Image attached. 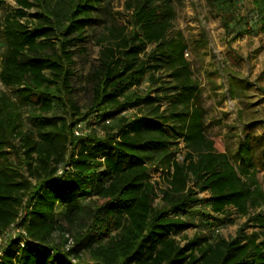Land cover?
I'll return each instance as SVG.
<instances>
[{
    "label": "trees",
    "instance_id": "1",
    "mask_svg": "<svg viewBox=\"0 0 264 264\" xmlns=\"http://www.w3.org/2000/svg\"><path fill=\"white\" fill-rule=\"evenodd\" d=\"M14 1L8 10L0 0V83L9 89L0 93V237L18 233L0 246V264H264V238L243 231L264 228L261 211L250 215L264 204L255 178L264 149L247 134L232 159L214 150L169 2L126 0V22L93 33L99 50L81 113L72 46L100 22L105 0ZM236 1L211 0L226 36L241 19ZM250 2L264 31V0ZM82 122L89 132L76 136ZM230 209L246 217L234 237L175 239L197 215L224 226L212 216Z\"/></svg>",
    "mask_w": 264,
    "mask_h": 264
},
{
    "label": "rangeland",
    "instance_id": "2",
    "mask_svg": "<svg viewBox=\"0 0 264 264\" xmlns=\"http://www.w3.org/2000/svg\"><path fill=\"white\" fill-rule=\"evenodd\" d=\"M168 1L174 11L173 30L180 31L187 41L188 49L185 57L190 62L193 77L199 84L198 103L205 109V135L213 143L215 151L225 152L232 159L239 143L248 134L254 140L256 153L264 149V31L260 28L257 11L250 0H237L236 13L241 17L230 24V34L226 36L223 21L211 0H157ZM126 0H105L99 14L100 22L85 29L84 42H76L74 50V76L71 80V97L81 113H84L89 101V86L85 74L89 67L96 62L99 45L95 35L104 31V26L111 25L114 20L123 24L128 18L125 10ZM6 8L16 7L14 0H5ZM34 9L30 11L33 13ZM2 12H0V16ZM95 33V35H93ZM234 37V39H232ZM145 85L141 87L144 90ZM9 91L0 83V93ZM68 110L67 108H64ZM64 109L59 113L64 114ZM132 112H128L130 114ZM133 114V113H132ZM93 122V119H89ZM88 127L80 124V135L89 132ZM175 157L182 160L185 150L182 143L173 147ZM234 164H236L233 161ZM61 168L58 169L60 173ZM151 180L161 182L159 174L151 171ZM255 178L264 193V167L258 168ZM205 192L198 197H206ZM87 201V200H86ZM157 202V201H156ZM261 211L264 216V204L250 210V215ZM225 225L208 227L197 215L190 219L193 226L187 228L175 239L184 244V238L195 236L213 241L215 236L225 239L234 237L237 230L245 223L246 217L234 211L227 210L224 216ZM63 222V219L60 218ZM88 220L83 217L74 227L68 228L67 247L73 244L71 233L84 226ZM249 223L244 228L245 234L256 232L259 239L264 238V228L253 227ZM18 229H8L0 237V246L8 238L16 236ZM105 240V239H104Z\"/></svg>",
    "mask_w": 264,
    "mask_h": 264
},
{
    "label": "built area",
    "instance_id": "3",
    "mask_svg": "<svg viewBox=\"0 0 264 264\" xmlns=\"http://www.w3.org/2000/svg\"><path fill=\"white\" fill-rule=\"evenodd\" d=\"M74 134L76 136H80V124H78L75 128H74Z\"/></svg>",
    "mask_w": 264,
    "mask_h": 264
}]
</instances>
